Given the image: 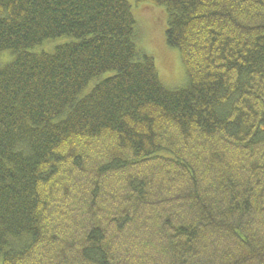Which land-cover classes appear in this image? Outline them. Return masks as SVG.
<instances>
[{
    "label": "trees",
    "instance_id": "1",
    "mask_svg": "<svg viewBox=\"0 0 264 264\" xmlns=\"http://www.w3.org/2000/svg\"><path fill=\"white\" fill-rule=\"evenodd\" d=\"M148 1L178 86L129 0H0V264H264V0Z\"/></svg>",
    "mask_w": 264,
    "mask_h": 264
},
{
    "label": "rangeland",
    "instance_id": "2",
    "mask_svg": "<svg viewBox=\"0 0 264 264\" xmlns=\"http://www.w3.org/2000/svg\"><path fill=\"white\" fill-rule=\"evenodd\" d=\"M129 1L137 18L138 31L136 33L139 46L153 55L158 71L166 84L180 85L179 83L186 78V69L179 50L167 44L165 35L167 14L165 10L150 1L145 2L147 0ZM55 42L56 40L53 41V43ZM53 43L46 44L45 48H51ZM260 225L257 226V237L264 234L262 227L264 225L263 223ZM149 227L152 226L149 225ZM148 238L146 242L142 243L147 244L149 249H155L157 244L155 237L148 236Z\"/></svg>",
    "mask_w": 264,
    "mask_h": 264
}]
</instances>
